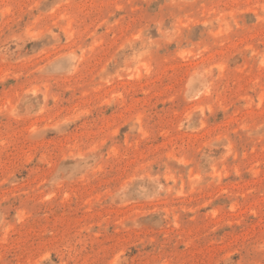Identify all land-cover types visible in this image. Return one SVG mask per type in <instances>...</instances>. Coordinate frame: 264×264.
<instances>
[{
    "label": "rangeland",
    "instance_id": "1",
    "mask_svg": "<svg viewBox=\"0 0 264 264\" xmlns=\"http://www.w3.org/2000/svg\"><path fill=\"white\" fill-rule=\"evenodd\" d=\"M0 264H264V0H0Z\"/></svg>",
    "mask_w": 264,
    "mask_h": 264
}]
</instances>
